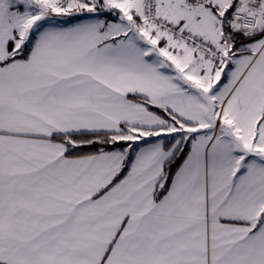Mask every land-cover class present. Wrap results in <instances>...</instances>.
I'll return each mask as SVG.
<instances>
[{"label":"snow or ice","instance_id":"obj_1","mask_svg":"<svg viewBox=\"0 0 264 264\" xmlns=\"http://www.w3.org/2000/svg\"><path fill=\"white\" fill-rule=\"evenodd\" d=\"M0 264H264V0H0Z\"/></svg>","mask_w":264,"mask_h":264}]
</instances>
